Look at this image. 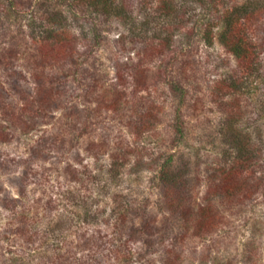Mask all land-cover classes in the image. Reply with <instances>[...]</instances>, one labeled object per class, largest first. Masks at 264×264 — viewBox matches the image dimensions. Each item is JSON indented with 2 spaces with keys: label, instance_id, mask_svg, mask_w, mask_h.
Listing matches in <instances>:
<instances>
[{
  "label": "rangeland",
  "instance_id": "rangeland-1",
  "mask_svg": "<svg viewBox=\"0 0 264 264\" xmlns=\"http://www.w3.org/2000/svg\"><path fill=\"white\" fill-rule=\"evenodd\" d=\"M241 1L219 0L217 7L222 10ZM257 4L263 6L264 0ZM126 6L130 15L122 21L86 14L87 22L78 23L60 0H0L1 89L7 90L9 73H17L23 92L31 96L37 87L34 73L53 77L66 73L65 82L72 81L67 82V91L75 96L68 108L51 111L35 124L29 116V127L11 125L0 108V124L10 134L0 140V264H9L12 258H20L21 264H264L262 192L224 210L227 225L197 235L195 212L190 210L182 219L166 210L155 170L156 159L163 164L170 155L178 166L187 163L194 208L193 202L204 195L203 178L216 159L226 163L222 156L236 151L235 141L247 142L251 137L257 146L250 155L258 157V176L263 177L264 109L263 116L256 111L264 99V74L258 94L245 95L239 129L231 131L228 126L234 124L235 114L215 103L212 89L219 78L239 75L241 70L219 43L203 40L202 25L196 20L203 6L197 0H132ZM158 6L170 10V17L150 12ZM51 12L55 16L63 12L76 37L73 59L64 66H43L41 23ZM146 17L151 20L148 27ZM92 22L99 26L96 44ZM164 25L172 27L175 41L166 54L153 56L147 67L139 68L148 72L143 73L147 85L132 93L138 79L128 74L140 75L132 73L140 66L137 61L149 58L147 47ZM76 63L80 70L75 81ZM117 72L127 73V94ZM172 81L180 83L184 98L172 88ZM116 87L124 93L118 114L97 108L102 93L107 100ZM76 93H86L87 100ZM12 100L22 112L25 101L16 95ZM84 103L92 107L95 122L86 132L72 114ZM178 106L185 124L183 141L174 128ZM142 120L151 126L140 133L135 124ZM229 132L232 137L227 138ZM42 136L45 143L40 147ZM23 171L28 172L24 186L17 181ZM198 175L200 179L195 178ZM147 223L151 226L141 231L139 227ZM19 229L25 235L20 237ZM28 234L33 235V243L27 241ZM90 239L97 248H90L94 245L88 243Z\"/></svg>",
  "mask_w": 264,
  "mask_h": 264
},
{
  "label": "trees",
  "instance_id": "trees-1",
  "mask_svg": "<svg viewBox=\"0 0 264 264\" xmlns=\"http://www.w3.org/2000/svg\"><path fill=\"white\" fill-rule=\"evenodd\" d=\"M60 1L68 4L73 13L72 19L78 21V23H80L82 19L87 22L85 19L86 14H90L89 18H91V15L93 16L95 14V17L97 18H104L105 20L117 19L118 21H122V19L130 15L129 11V14L127 13L128 6H126V4L132 3V0ZM197 1L203 6V13L201 16L197 15L196 17V20L202 25L199 32L202 34L203 40L209 45L219 43L225 51L233 56L236 65L241 70L239 75H227L226 77L219 78L212 89V98L215 103H218L219 106L221 105L222 107L227 106L231 113L235 114L233 119L236 118V120L234 121L232 119L234 124L231 123V125L228 126L229 130L234 131L238 128L239 125L237 121L243 114L240 112V107L242 106V102H244V100L246 101V98H244L245 95H248L249 97L254 96L255 93L253 91L257 90L256 88L259 86V79H262L264 74V5H256L259 0H243L219 10L221 9L217 7L219 0ZM164 7L168 9L170 8L168 4H165ZM159 8L160 9H155L150 12L160 11L161 14L169 17L172 14L168 9ZM61 13L58 16H55L52 12L48 13L45 17L46 23H41V28L43 30L42 40L44 43L42 44L40 53L44 61V67L57 63L64 66V64L71 61L70 58L73 59L74 56V49H72V47L75 43L76 37L72 31L67 28L69 25L68 18ZM192 16L194 15L190 13L189 20H192ZM143 21L145 26L148 27L151 20L146 17V20ZM90 24L94 29V44H96L100 39L99 34L97 33L99 26L94 22ZM165 25L155 31V38L147 47L146 53L149 58L143 61L140 59L137 61L140 66L132 73H140V75L128 74V76L138 79V82L135 83V88L132 89V93L141 92L139 89L142 86L147 85V80H145V75L143 73L148 72L143 67H147L148 63L155 58L153 56H156L157 54L163 56L166 54L165 52L169 51L175 41L174 38L176 37V34L172 30V27L170 25ZM79 65L80 64L78 63L74 64L75 67L72 71L75 81L78 80L77 78L80 70L78 69ZM142 65V69H139ZM70 70L71 69H69V71ZM42 72H44V70ZM15 74L17 73H9L11 81L8 82L9 86L7 87V90L1 89L0 85V108L2 109L4 116L9 117V120H11V125H24V127H29L31 126V123L27 121L29 116H33L32 120L33 124H35V122L43 117V115L48 117L51 111L59 110L63 107L68 108L69 104L74 100V91H67L69 88L67 82L71 84L72 81L68 80L65 82L64 78L67 77L66 73L58 77H53L46 73H34L32 78L35 83L33 84H36L37 87H33L35 92L31 96L30 93L27 92L25 95L20 79L16 77ZM117 79L121 82L122 87H124L126 92L127 73L117 72ZM171 83L173 86L172 88L180 91L181 97L184 98L185 92L180 86V83L175 81H172ZM254 84L256 87H254ZM102 92L103 91H100V93ZM257 94L258 91H256V95ZM14 95L25 101V107L24 109L22 108V112L18 111V104H16V102L14 103L12 100ZM76 95H83L85 101L87 100L86 98H88L86 97V93H76ZM122 95H124L123 91L116 87V93L107 100L103 98L102 93V97L96 100V106L97 108H104L108 113L118 114V111L123 104L119 100L123 98ZM10 102H12L13 105L10 104ZM260 104L261 105L256 112L259 116H263L264 99H261ZM179 106L177 107L174 128L177 132V136L179 135L180 140L183 141L185 138V124L180 115ZM74 110L75 109L73 108L72 114L74 113V117L78 118V123L82 125L81 127L83 128V131L86 132V130L90 128V124L95 123L91 115L92 107L87 103H84L81 109L77 111ZM150 118L156 119L152 114L150 115ZM150 126L149 123L142 120L141 124H135V129L142 133L145 130L150 129ZM241 129L243 130L242 127ZM9 135L6 127L0 124V140L2 142L7 140ZM228 135L232 137V133L229 132V134H226L227 138ZM245 140H247V142L236 140L235 145L237 147L234 145L236 148L234 150L236 151L232 154L222 156L226 163H218V159H216V162L210 167L206 177L203 178V180L205 179L206 187L204 195L202 198H199L198 201L193 202L195 205L194 208L190 205V188L188 187L190 179H188L189 177L187 178V163L179 166L174 164V155H170L163 164H159V158L158 160L156 159L155 162L158 166L155 170H158L157 178L163 186L165 197L164 206L166 210L169 213L180 215L182 219H184L185 216L190 215V210L195 212L194 230L197 232V235H206L208 233L216 232L220 226L224 224L227 225V219H225L226 217L223 214L224 210H231L234 206L242 205L247 199L256 196L259 192L264 194V176H258L260 173L258 157L250 155L252 154L250 151L257 145L253 143L251 137H248ZM44 143L45 136H42L38 146L40 145V147H43ZM115 157L117 158V156ZM195 167V174H197L200 168L197 164ZM117 170L120 171V174L122 173L119 168H117ZM27 176L28 172L23 171V175L17 177L18 183L24 186ZM195 178L200 179L201 177L198 175ZM149 226L151 225L147 223L139 228L144 232ZM18 231L20 237L25 235L24 230L19 229ZM25 237L30 243L35 241L33 235L28 234ZM93 241L94 239L88 241L89 244H94L90 246V248H97ZM41 244L43 245L44 243L41 242ZM11 261L12 262L9 264H17V261L21 264L20 258H12ZM170 263L173 264L174 262Z\"/></svg>",
  "mask_w": 264,
  "mask_h": 264
}]
</instances>
